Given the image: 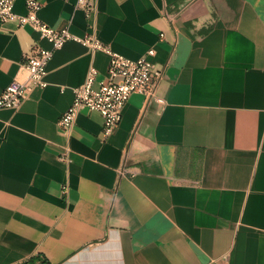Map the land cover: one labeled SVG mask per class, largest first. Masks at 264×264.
I'll return each instance as SVG.
<instances>
[{
    "label": "crops",
    "instance_id": "crops-1",
    "mask_svg": "<svg viewBox=\"0 0 264 264\" xmlns=\"http://www.w3.org/2000/svg\"><path fill=\"white\" fill-rule=\"evenodd\" d=\"M39 1L52 27L131 59L152 48L161 78L107 137L88 109L66 135L73 88L90 66L97 87L109 61L68 40L46 85L0 108V264H264V0H94L90 17L79 0ZM35 43L50 46L0 23V92L27 78Z\"/></svg>",
    "mask_w": 264,
    "mask_h": 264
},
{
    "label": "built area",
    "instance_id": "built-area-1",
    "mask_svg": "<svg viewBox=\"0 0 264 264\" xmlns=\"http://www.w3.org/2000/svg\"><path fill=\"white\" fill-rule=\"evenodd\" d=\"M14 1L0 0V23L15 21L19 26H28L37 31L39 37L48 41L50 46L45 48L35 43L29 52L23 54L21 66L26 70L27 78L25 80L14 78L0 92V108H16L33 88L44 87L48 61L54 51L68 40H76L91 50H106L109 53V61L106 76L97 82V87L94 86L97 70L90 66L84 81L73 88L72 102L57 120V126L64 134L69 133L80 110L88 109L101 114L102 133L107 137L117 128L123 106L132 93L154 95V87L161 78V73L148 59V56L154 54L152 48L136 59L127 58L109 50L93 34L78 37L66 27L55 28L48 25L38 16L42 5L39 0H24L23 14L14 12ZM79 5L87 17L96 10L94 0H79ZM157 101L163 102L161 98H157ZM59 159L67 160V154L64 152ZM119 173L123 174V170L121 169Z\"/></svg>",
    "mask_w": 264,
    "mask_h": 264
},
{
    "label": "trees",
    "instance_id": "trees-1",
    "mask_svg": "<svg viewBox=\"0 0 264 264\" xmlns=\"http://www.w3.org/2000/svg\"><path fill=\"white\" fill-rule=\"evenodd\" d=\"M36 260H38L39 263L47 264L46 260L43 258V255L37 254L31 258H29L26 262L27 264H35Z\"/></svg>",
    "mask_w": 264,
    "mask_h": 264
}]
</instances>
